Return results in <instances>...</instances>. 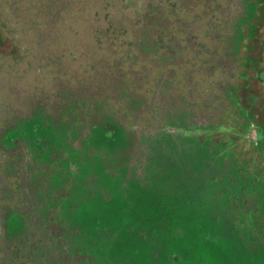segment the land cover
Returning <instances> with one entry per match:
<instances>
[{
	"label": "rangeland",
	"instance_id": "rangeland-1",
	"mask_svg": "<svg viewBox=\"0 0 264 264\" xmlns=\"http://www.w3.org/2000/svg\"><path fill=\"white\" fill-rule=\"evenodd\" d=\"M187 4L188 14L193 21L189 24L192 26L188 31L190 36L185 37L181 33L180 40L172 32V28L170 29L169 23H164L161 26L163 32L159 34L162 39H159L165 43L162 44L157 39V43L163 46L159 51L157 43L152 45L149 34L145 33L148 42L144 40V44L140 43L138 51L146 52L147 57L130 65L132 68L127 72L129 77L132 75L129 78L130 82L136 80L125 93L126 97L123 99L118 97L119 88L121 89L122 86L115 76L112 82L106 81L100 88L101 101L95 108L101 111V117L108 110L109 113L105 112V114L112 116V112H115L116 118L114 121H103L102 128L93 125L84 126L81 132L85 140L82 144L86 146L85 151L95 157L104 152L111 153L109 157L112 159H116L121 154L131 157L134 152L141 153L135 150L136 143L135 141L132 143L131 139L138 130H144L145 123L150 124L155 120L154 111L160 113L162 109L170 110L168 108L173 104L177 105V109L170 110L173 115L180 111H190L193 120L198 119L202 124L198 133L212 131L217 138H220L218 141L223 146L222 149L218 146L214 149L216 158L211 163V169L205 171L203 175L197 174L198 161L201 158L200 152L197 154L198 152L194 151L193 161L177 165L178 175L183 176V183L178 182L171 168L165 167L166 171L160 172L162 175L158 178L159 183L158 180L153 182L146 190L147 197L155 205L157 204V212L152 214L148 211L152 206L151 201H148L142 206L129 208L130 213H127L126 219V208L120 207V203L115 204L111 207L112 212L116 214V218L110 220L111 232L127 234L118 235L117 240L119 245L125 243L128 255L124 256L126 258L128 256L132 261L138 260L137 256H132L136 253L133 251L135 247H140L144 254H163L159 252L158 246L149 244L148 238L142 241V244H138L139 235L132 233L131 222L137 223L138 216L141 218L143 216L144 222L149 221L150 215H155L156 219L175 217L178 213L172 206H179V203L184 205L185 202H189L187 204L190 205V200L184 194L189 190L191 201L205 207L184 205L181 211L197 221L206 222L205 224L209 226V228L205 226L208 240L210 242L222 240L225 243L223 253L232 255L233 264L238 262L249 264L246 263L247 259H252L254 264H263L264 82H260L252 75V70H249L251 78L248 80L249 86L245 87L244 80L247 77L244 71L247 68L246 55L253 58L258 56L261 59L251 69L264 67V26L257 31L259 38L248 42L246 47L244 31L250 27L245 22L246 7L243 0L240 2L207 0L199 3L196 0H189ZM7 16L9 18L8 14ZM11 20L12 17L7 19L8 26ZM19 27H16V33H9L8 37L11 39L6 38L5 44L0 48V224L3 227L2 235L0 227V264H85L84 260L80 259V254H77L81 250L89 257L87 264H115L105 253L110 244L105 243L103 232L97 231L95 236L92 233V226L86 228L84 224H80V221L70 224V229L71 227L76 229L79 234L83 230L90 232L94 236L90 241L94 239L97 241V245L93 248L89 245L85 246L84 243L81 249L82 246L65 243V240L50 235L46 226H41L43 214L38 210L40 206L36 203L33 205L34 208H30L32 202L29 192L32 193L31 184L41 178L40 166L37 161L32 160L33 162L30 163L24 159L23 153L30 155L28 142L24 143L19 136L12 137L10 133L22 127V122L25 121V118H21L22 110L27 109L25 103L29 98L34 97L35 92L43 88L42 91L51 96L53 75L40 73V70L33 71L37 66L34 64L36 60L31 54V45L24 43L31 40L32 34L26 32L23 38L18 32L21 29ZM56 44L60 45L61 42ZM52 47L55 51L54 44ZM13 50L22 55L19 56L18 63L13 60V55H10ZM171 50L175 51L173 52L175 56L170 54ZM177 53H180L179 56ZM187 84L191 85L189 87L191 89L195 85L199 95L205 98L203 104L197 101L194 110L186 97L184 101L176 98L180 93L185 92ZM166 88L169 89L167 95ZM137 90L142 93H139L140 96ZM254 95L259 97V102L256 115L253 116L255 120L253 124L250 106L256 100ZM171 98H175L176 101ZM13 108L15 112L11 111ZM58 117L59 114L54 112L52 119ZM4 120H7V123H2ZM64 122L62 125L72 128L71 120ZM54 124L58 126L56 122ZM118 126L123 128L122 136L126 134V139L121 138ZM103 129L106 132L116 130L113 143L116 147L110 149L102 140ZM96 139L101 141H97L100 146L94 143ZM66 140H68L67 136L63 138V148L47 143L41 151L32 154L39 158L48 152L61 155L70 153L69 143H66ZM70 142H74L72 138ZM206 152L202 150L201 154ZM71 154L73 155L74 152ZM129 171L133 172L132 166L127 172ZM120 172V170L114 172L117 178L120 177ZM109 184L113 186L112 181H109ZM46 189L47 191L41 194L44 199L52 196L56 190L54 186L50 190L48 187ZM99 201V198L94 200V205ZM100 203L101 206H93L92 209L88 206L86 212L93 211L95 219L106 221L105 208L103 202ZM66 216L70 219L69 215ZM218 225H221L224 231H219ZM121 228L125 230L122 233L119 232ZM169 237L166 235L158 239V242H162V246L164 243L167 246L170 243ZM177 246L181 249L180 244ZM74 247L78 249L73 250ZM121 249L117 246L115 252ZM201 249L204 253L210 254L211 260L217 258L212 243L205 242ZM176 252L179 256L183 253ZM190 252L193 253L192 249Z\"/></svg>",
	"mask_w": 264,
	"mask_h": 264
},
{
	"label": "trees",
	"instance_id": "trees-1",
	"mask_svg": "<svg viewBox=\"0 0 264 264\" xmlns=\"http://www.w3.org/2000/svg\"><path fill=\"white\" fill-rule=\"evenodd\" d=\"M204 1L207 0H196L198 3ZM187 2L189 0H0V48L5 44L6 38H9V33H16V27L20 26L19 28L21 29L18 32L23 38L26 32L32 34L31 40H27L24 43L31 45V54L33 59L36 60L34 64H37V66H35L36 68L34 67L33 71L40 70V73L53 75V93L51 96L44 93L42 91L43 88L35 92L34 97L29 98L25 103L27 109L22 110L21 118H25V121L22 122V127L10 133L12 137L19 136L24 143L28 142L30 155L23 153L24 159L30 163L33 162L32 160L39 163L41 178L31 184L32 193L29 192V194L31 195L32 206L30 208H34L33 205L36 203L40 206L38 210L43 214L41 225H47L50 229V235L58 238H66L65 236L67 235L70 244L82 246V249L85 243V246L89 245V247L93 248L97 245V241L96 239L90 241V238L94 237L91 234L94 233L96 236L97 231H101L104 234L107 229L111 228L112 230L110 220L115 219L116 214L112 212L109 203L108 206L107 203L103 204L106 221L95 219L92 214L93 211L86 212L88 206L91 209L94 208L93 206H101V201L99 203L96 202L94 205V200L98 198V192L89 188L86 189L79 181L71 185L69 195H66L67 192L65 194L60 192L64 185V180H61L60 175L63 174V170L68 169V163L64 157L70 156V153L61 155L48 152V154L41 155L39 158L32 153L41 151L47 143L63 148V138L67 136L68 140H66V143H69L71 152L76 153V155L79 154L78 152L83 153L84 161L82 167H84L86 173L93 175L99 172V156L95 157V155L85 151L86 146L82 144L85 136L81 131L87 125L102 128L104 126L103 121H114L116 118L115 112H112V116L106 115L105 112L109 113L108 110L101 117V111L95 108L100 105L101 86L106 81L112 82L115 76L119 79L122 86L121 89L119 88L118 97L122 99L126 97L125 93L128 92L132 83L136 80L133 75L135 80L130 82L129 78L132 75L129 77L127 73L132 68L130 65L133 62L140 61L141 58L147 57L146 52L138 51V46L144 40L148 42L146 34H149V41L152 45L158 41L164 44L165 42L160 40L162 38L159 35L163 32L161 26L164 23H169L170 29L172 28V32L180 40L181 33L185 37L190 36L188 31L192 26L189 24L193 21H191L188 14L189 6ZM243 3H245L246 7L245 22L250 27L247 31H244L246 36L245 45H247L248 42L259 38L257 31L264 26V0H243ZM7 14L9 18L12 17L13 19L9 22V26L6 22L9 19ZM11 24L13 25L11 26ZM167 41H169V38H167ZM57 42H61V44L57 45ZM53 44L55 51L52 47ZM156 46L159 51L160 48H163L158 43ZM173 52L175 51L171 50L170 54L175 56L176 54ZM177 54L179 56L180 53ZM10 55H13V60L17 63L20 62L18 59L22 55L20 56L14 50L10 52ZM259 59L258 56L253 58L246 55L247 68L244 71V75L247 78L244 80L245 87L249 86L248 80L251 78L249 70H252V75L255 78L260 82H264V67L257 70L251 69L253 65H256L261 60ZM67 62L69 63L67 64ZM137 92L138 96H140L139 93L141 92L139 90ZM254 96L256 100L250 106L253 124L255 121L253 116L256 115V108L259 102V97ZM11 111L15 112L16 110L13 108ZM54 112L59 114L58 119H52ZM68 119L72 121L71 129L62 125ZM6 121L4 120L2 123L5 124L7 123ZM54 122L58 126H55ZM118 128L120 129V136H122L124 130L120 126ZM249 129L247 128V130ZM111 131L106 132L104 129L101 131L102 140L107 143L106 145L110 149L116 145L113 144L114 140H112L115 139L116 134L114 135V132L116 130ZM71 138L75 142L74 145L72 144L73 142H70ZM97 141L101 142L96 139L94 143L100 146ZM49 172L51 173L49 174ZM89 183L94 186V183ZM52 186L57 191L55 190L52 196L49 194L50 196L44 199L41 196L42 192L47 191L46 187L50 190ZM148 201H151V199L146 198L144 204H147ZM150 203L152 206L148 208V211L155 214L157 212V204L155 205L153 201ZM179 206H172V208L175 207L176 213H178L175 217L156 219L155 215H150L149 221L144 222L145 218L143 219V216L141 218L137 215L139 218L137 223L131 222V225L126 222L132 226V233L139 235L138 244H142V241L148 238L149 244L158 246L160 248L159 252L163 254H144L140 247H135L133 251L136 253L132 256H137L138 260L132 261L128 256L127 258L124 256L128 255L125 243L119 245L117 240L118 235L127 234H114L109 230L112 233V238L110 239H108L109 234H104L105 243L110 244L105 253L110 257L112 263L233 264L232 255L223 253L225 243L222 240L219 242H210L208 240L205 226L208 228L209 226L205 224L206 222L202 223L193 217H183L184 212L181 211L183 206L180 203ZM200 206H202L201 208L205 207L203 205ZM127 213H130L129 210H126V219L128 218ZM66 215H69L70 219ZM44 221L46 224H44ZM78 221H80L81 225L84 224L86 228L92 226V233L83 230L79 234L76 229L72 227L70 229V224L79 223ZM218 226L220 228L219 231H224L221 225ZM0 227L2 235L3 227L1 224ZM123 231L125 230L119 229L120 233ZM166 235L170 236L168 238L170 243L167 246L164 243V246H162L163 243L158 242V239ZM205 242L208 244L212 243L214 247L215 257H217L214 261L211 260L209 253H204L201 249ZM179 244L181 249L177 246ZM117 246L122 248L121 251L115 252ZM72 249L75 250L78 247ZM191 249L193 251L192 254L190 252ZM176 251H181L185 254L180 253L179 256ZM77 254H80V259L82 258L83 262L87 264L86 261H88L89 257L84 255L82 250ZM251 260L247 259L246 263L254 264V261ZM244 263L238 262V264ZM262 263L264 264V259Z\"/></svg>",
	"mask_w": 264,
	"mask_h": 264
},
{
	"label": "flooded vegetation",
	"instance_id": "flooded-vegetation-1",
	"mask_svg": "<svg viewBox=\"0 0 264 264\" xmlns=\"http://www.w3.org/2000/svg\"><path fill=\"white\" fill-rule=\"evenodd\" d=\"M190 86L191 85L187 84L185 86V92L180 93V96L176 98L184 101L186 97V99L191 102V107H194L192 110H194L197 107V101L203 104L205 98L199 95L195 85L192 89L189 88ZM168 90L167 88V91ZM192 90L195 93H193ZM167 91L166 95L168 94ZM190 93L195 95L192 96ZM173 100L176 101L175 98ZM168 109H177V105L173 104L171 108ZM170 110L162 109L160 113L154 111L153 113L156 116L155 120L150 124L145 123L144 130H138L132 139L130 138L132 143L134 141L136 143L134 146L135 150L141 151V153L134 152L131 157L129 155L126 156V154H121L117 156L116 159H112V157H109L111 153L104 152L99 155V172L96 171L97 173L93 175L87 174L84 167H82L84 161L83 153L78 152V155H76V153L72 155V150L70 149V156L64 157V159L66 158L67 160L68 169L62 171L64 175H60L61 180H64V185L60 192L63 194L67 192L66 195H69V188L71 185L79 181L86 189L96 190V192H98L97 196L103 204L107 203L108 206L109 203L110 207H113V205H118V203H120V207L129 210L130 207L144 205L146 198H148V192L146 191L148 186L157 180L159 183L160 180L158 178L162 175L160 172L166 171L165 167L171 168L178 182L183 183V176L178 175L179 169L177 165L183 162L193 161V159H195L194 152H198L197 154L200 152L199 156L201 159L198 161L199 170H197V174L200 173V175H203L205 171L212 167L211 163L216 158V153H214L216 146H218L219 149L223 147L219 142L220 138H217L212 131H202L198 133V129L202 124L198 119L193 120L190 111H180L178 114L176 113L173 115ZM177 132L181 134L179 135ZM121 137L126 139V135ZM74 143L75 142L72 144L74 145ZM114 147H116V145ZM195 149L200 150L198 151ZM202 150H204V152L207 151L206 154H201ZM125 164L127 165L126 167ZM130 166H132L133 172L129 171V174L127 171ZM119 170L121 171L119 174L120 177L117 178L114 172ZM50 173L51 172H49V174ZM48 181L50 182V180ZM109 181H112L113 186H115L113 190V186L109 184ZM89 182L94 183V186ZM184 194L186 198L190 200V205L187 204L189 202H185V206L200 207V205L194 203L193 200L191 201V192L189 190L185 191ZM184 205L181 204L183 207ZM185 215L186 213H183V217ZM186 217L187 215L185 218ZM44 220L46 221L45 217ZM44 224H46V222ZM44 226H46V230L50 232L47 225ZM109 230H111V228L107 229L104 233L109 234L108 239L112 238V233H110ZM65 237L66 238L60 239L65 240V243H70L68 236L66 235Z\"/></svg>",
	"mask_w": 264,
	"mask_h": 264
}]
</instances>
